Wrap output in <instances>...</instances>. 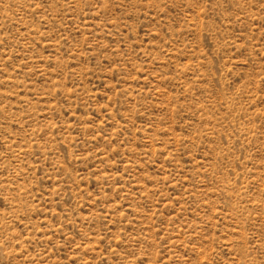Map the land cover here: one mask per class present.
I'll return each instance as SVG.
<instances>
[{
    "label": "rangeland",
    "instance_id": "374dc122",
    "mask_svg": "<svg viewBox=\"0 0 264 264\" xmlns=\"http://www.w3.org/2000/svg\"><path fill=\"white\" fill-rule=\"evenodd\" d=\"M0 264H264V0H0Z\"/></svg>",
    "mask_w": 264,
    "mask_h": 264
}]
</instances>
